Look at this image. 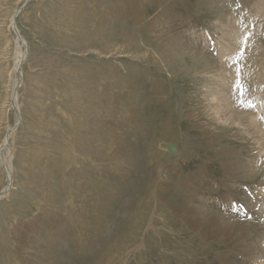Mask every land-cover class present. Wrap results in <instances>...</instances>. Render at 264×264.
<instances>
[{
	"label": "rangeland",
	"instance_id": "374dc122",
	"mask_svg": "<svg viewBox=\"0 0 264 264\" xmlns=\"http://www.w3.org/2000/svg\"><path fill=\"white\" fill-rule=\"evenodd\" d=\"M2 154L0 264H264V0H0Z\"/></svg>",
	"mask_w": 264,
	"mask_h": 264
},
{
	"label": "bare ground",
	"instance_id": "6f19581e",
	"mask_svg": "<svg viewBox=\"0 0 264 264\" xmlns=\"http://www.w3.org/2000/svg\"><path fill=\"white\" fill-rule=\"evenodd\" d=\"M17 14V13H16ZM15 23H14V17H13V19H12V27L14 26V28H16V25H14ZM17 29V28H16ZM16 41H17V43H18V45L19 46H22L23 47V44H26L25 43V40L23 39V37L21 36V39L20 38H17L16 39ZM26 55H27V53L25 52V49H23L22 50V52H21V56H20V58L18 59V61H17V64H16V68H15V70L16 71H20V68H21V64H22V62H23V60H24V58L26 57ZM17 86H18V81H14V83H13V95H14V100H13V102H14V107L16 108L17 107V105H16V93H15V89L17 88ZM220 102V101H219ZM223 107V106H222ZM225 108V107H224ZM16 110H17V108H16ZM20 119H21V115H20V113L18 112V110H17V112H16V124H15V127L16 126H18V124H19V122H20ZM22 120V119H21ZM7 137H8V139H9V135L8 136H6L5 137V139H4V143H3V147L2 148H7L8 146H9V144H7ZM168 149H169V143H168ZM75 153V152H74ZM172 154V153H171ZM2 166L4 167V172H5V174H6V177H7V181H8V184L4 187V189H3V192L1 191V193H0V198H2V197H4V196H6V194H8L9 193V189H10V187H12L11 186V182H12V180H13V170H12V166L13 165H11L12 163H11V156H3V154H2Z\"/></svg>",
	"mask_w": 264,
	"mask_h": 264
},
{
	"label": "water",
	"instance_id": "95a60500",
	"mask_svg": "<svg viewBox=\"0 0 264 264\" xmlns=\"http://www.w3.org/2000/svg\"><path fill=\"white\" fill-rule=\"evenodd\" d=\"M15 19H16V16H15ZM15 19H14V23H15L14 25H16ZM14 31H15L17 37L21 39V35H20L19 31L16 28H14ZM24 46H25V44H24ZM169 152L172 154L176 152V147L172 143H169ZM2 192H3V190H2Z\"/></svg>",
	"mask_w": 264,
	"mask_h": 264
}]
</instances>
